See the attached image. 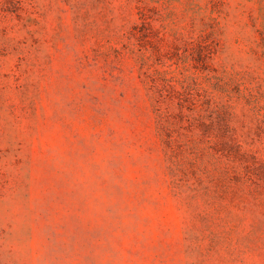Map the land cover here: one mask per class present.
I'll use <instances>...</instances> for the list:
<instances>
[{"label": "rangeland", "instance_id": "obj_1", "mask_svg": "<svg viewBox=\"0 0 264 264\" xmlns=\"http://www.w3.org/2000/svg\"><path fill=\"white\" fill-rule=\"evenodd\" d=\"M0 264H264V0H0Z\"/></svg>", "mask_w": 264, "mask_h": 264}]
</instances>
